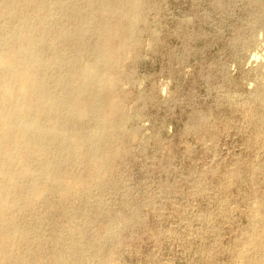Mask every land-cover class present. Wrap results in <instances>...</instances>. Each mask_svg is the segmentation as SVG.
<instances>
[{"label": "rangeland", "instance_id": "1", "mask_svg": "<svg viewBox=\"0 0 264 264\" xmlns=\"http://www.w3.org/2000/svg\"><path fill=\"white\" fill-rule=\"evenodd\" d=\"M143 15L119 90L127 154L93 191L108 212L88 205L90 233L115 229L111 264H244L253 229L264 239V0H145Z\"/></svg>", "mask_w": 264, "mask_h": 264}, {"label": "bare ground", "instance_id": "2", "mask_svg": "<svg viewBox=\"0 0 264 264\" xmlns=\"http://www.w3.org/2000/svg\"><path fill=\"white\" fill-rule=\"evenodd\" d=\"M144 8L145 0H0V264H111L105 247L117 234L110 224L90 233L88 205L102 207L93 191L127 154L119 90ZM58 212L64 220L52 225ZM263 250L254 228L240 258L258 264Z\"/></svg>", "mask_w": 264, "mask_h": 264}]
</instances>
